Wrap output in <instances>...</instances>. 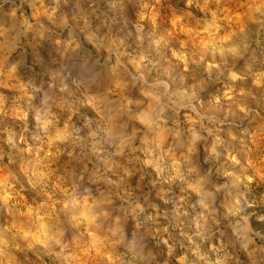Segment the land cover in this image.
<instances>
[{
    "label": "clouds",
    "instance_id": "9594fccd",
    "mask_svg": "<svg viewBox=\"0 0 264 264\" xmlns=\"http://www.w3.org/2000/svg\"><path fill=\"white\" fill-rule=\"evenodd\" d=\"M260 77L264 0H0V264H264Z\"/></svg>",
    "mask_w": 264,
    "mask_h": 264
},
{
    "label": "rangeland",
    "instance_id": "374dc122",
    "mask_svg": "<svg viewBox=\"0 0 264 264\" xmlns=\"http://www.w3.org/2000/svg\"><path fill=\"white\" fill-rule=\"evenodd\" d=\"M238 22H240V18H238ZM185 33L183 34H186ZM180 59H183V57H179ZM264 80V77H260L257 80V83H261V81ZM225 97H230L231 96V92H225ZM261 135H264V127H262ZM63 159V157H62ZM17 186V190H18ZM219 190V188H218ZM40 191L39 188H37L36 190H32L30 188H28L26 186V189L23 193H20L18 196H15L13 199L9 200V203L11 204H15L16 200H21V201H27L29 204H33V208L37 211V212H41L42 213V205L44 207H48L47 205H44V200L41 199L40 197H38L36 195V192ZM47 191V190H45ZM51 192H48V196H51ZM211 194L210 193H203L202 194V198L200 200V206L201 207H205L206 206V201L208 200L209 196ZM5 196V192L4 189L0 188V198H3ZM47 197H45L44 199H46ZM35 202V203H33ZM33 208H28L26 209V211H28L29 213H31L33 211ZM53 211L59 213V207L52 209ZM197 219V223L196 226L200 227V223L198 222V218ZM47 223V222H46ZM239 229V226H237ZM83 245H87V246H83ZM104 250V239L103 236L99 235V234H94L91 238V241L89 243V241L87 240V238L85 239V241L82 242V246H79L75 249L74 254L71 256L70 259V264H98V262L100 261L101 256H103V262L102 264H114V259L113 257L109 254V255H104L103 253ZM38 264H45V258H41L38 261ZM176 264H179V259H177Z\"/></svg>",
    "mask_w": 264,
    "mask_h": 264
}]
</instances>
